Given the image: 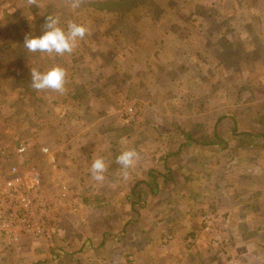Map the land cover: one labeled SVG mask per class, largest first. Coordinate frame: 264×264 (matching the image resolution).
Segmentation results:
<instances>
[{"label":"rangeland","instance_id":"obj_1","mask_svg":"<svg viewBox=\"0 0 264 264\" xmlns=\"http://www.w3.org/2000/svg\"><path fill=\"white\" fill-rule=\"evenodd\" d=\"M48 15H58L61 26L75 21L89 28L71 55L25 49V36H40ZM55 65L67 71L66 92L33 90L31 68ZM128 149L140 159L125 179L115 160ZM98 157L122 177L109 181V195L100 194L96 181L92 191L77 188L75 170L69 174L78 163L80 175L91 177L86 164ZM162 165L175 171L165 174ZM13 167L22 180L15 187H29L38 212L39 200L50 205L46 244L15 222L17 204L3 194ZM152 175L186 190L176 202L190 209L197 202L215 207L216 201L200 200L199 193L210 191L235 192L236 201L262 207L256 213L263 223L236 227L238 238L231 236L232 248L220 250L215 263L264 264V0H85L75 10L65 0H40L39 7L0 0V264H80V257L116 264V254L93 247L86 256L65 250L54 209L62 205L79 221L107 217L104 237L117 240V215L135 219L119 209L148 202L158 185ZM132 184L139 195L127 188ZM244 231L249 241L241 239ZM205 246L203 259L215 264ZM44 249L61 254L42 258ZM122 258L129 264L127 254Z\"/></svg>","mask_w":264,"mask_h":264},{"label":"crops","instance_id":"obj_2","mask_svg":"<svg viewBox=\"0 0 264 264\" xmlns=\"http://www.w3.org/2000/svg\"><path fill=\"white\" fill-rule=\"evenodd\" d=\"M228 129L230 130L231 128L229 127ZM228 136L229 135H227V137ZM231 142H233L235 145L239 144L236 141ZM215 147L217 146H214V148ZM76 161L77 160L73 162ZM106 163L108 164L107 161ZM80 165L81 164L77 163L74 165V167L73 165L71 166L73 170L69 174H72L75 170V173L72 174V182L78 183L77 188H79L80 184L82 187H90H88L86 191H92L93 186L95 185L93 182L94 180L91 177H88L87 174L84 175L85 172L80 175ZM86 166L88 168L87 172L90 173L89 164H86ZM162 168V172L165 174L175 171V169L171 168L169 165H162ZM156 169L161 172V168L159 166ZM105 175L106 179L103 183L97 182L99 183L97 188L99 189L102 196L110 194V180H113L115 176L119 179H122L118 173L115 174L114 172L111 173L110 171H107ZM61 176V179L66 178L64 175ZM225 176L229 178V174H225ZM133 177H138V174L135 171L133 172ZM156 183L158 184L157 188L150 189L148 202L143 203L140 201L139 203L136 200L137 202H135L133 206L126 205L122 209H119L120 212L121 210L127 211L129 214H131L129 215L130 217L134 216L135 218L134 220L126 221V218L123 216V214L117 215L115 221L116 227H118L117 230H121L120 237L118 238L119 240H113L108 237H104V233L108 231L107 217H105V219L100 218L96 220V217L88 215L87 218H81L80 220L82 221H79L74 217V215H72L73 213H71L70 210L62 207V205L55 207L56 209L54 210L59 211L55 226L58 225L56 226L58 234H61L62 230L64 231L63 234L65 235H62L60 242L64 245V247H66L65 250L71 251L72 249H78L77 251L80 252L77 253L80 254H73L74 256H86V251L90 250L89 247H93L97 251H100L98 253H104L108 257H114L116 254V264L125 263L122 258L124 254H127L128 258L131 259L129 264H180L182 259L188 261V263L191 264H207V261L203 259V256L205 253H208L207 247L205 246V244L208 243L210 253L213 252L211 253V256L208 257V260H212L215 263V261L219 260L220 258V250L223 252L224 250L228 251L232 248L234 241L231 242V236L232 238H238L235 233L236 227L245 225L246 228H248V222L250 225H252V222L255 223L257 221L259 222L263 220L262 216H259L256 213V210L260 206L255 207L254 205H248L250 204L248 202L236 201L235 198L240 196L238 193L230 192L223 195L219 194L221 197L214 193L215 191H210L203 196L199 193L200 200H208L211 202V204L216 201V206L210 209L215 211V214L217 212L220 216L218 218L219 222L218 220L216 222L214 231H206L204 228L205 225H203L202 216L209 209L206 210L203 208L204 205L202 206L198 202L192 205L193 209H190L184 205H177L178 203L176 202V196L185 195L186 190H174L171 186V184L173 185V182L169 181L162 185V182L156 179ZM77 188L74 189L80 190ZM127 188H131L132 195H139L136 184H132V186ZM191 190L192 189H189V194L191 193ZM73 194L75 195V193ZM219 199L221 201H218ZM219 204L222 206H218ZM195 205L196 209H194ZM65 209L68 212L65 211ZM119 210L117 213H119ZM259 210L263 211V208L260 207ZM62 213L65 215L66 219H63L62 217L59 218L60 216H63ZM65 213H68L69 219H67ZM236 215L238 216V219L236 221L232 220L231 218ZM221 228L226 230V232H223L225 235H223V233L220 231ZM166 233L172 234V240L169 241V243L165 246L161 243V240ZM241 235V239L244 240L243 242L249 241L247 239L249 236L245 235V231L241 232ZM215 236H219L220 241L217 245H213L215 246L213 247L210 245V242H212V238ZM205 240H207V242ZM229 242L230 245H228ZM42 243L46 244L47 241L45 242L43 240ZM41 253L42 258L47 257L48 259H56V257L61 254L60 251H56L57 255L49 254V252L46 253L45 249L42 250ZM69 253L71 254V252ZM70 256V258H72V255ZM75 258L77 259L79 257ZM95 260L96 261L94 262H88L86 257H80L79 263L102 264L101 260ZM74 264H77V261H74ZM103 264L112 263L108 262Z\"/></svg>","mask_w":264,"mask_h":264},{"label":"clouds","instance_id":"obj_3","mask_svg":"<svg viewBox=\"0 0 264 264\" xmlns=\"http://www.w3.org/2000/svg\"><path fill=\"white\" fill-rule=\"evenodd\" d=\"M26 4L39 7L40 0H25ZM85 0H65V4L72 10L78 9ZM90 34L85 24L68 21L66 26H61L58 15H48L45 18L43 32L40 36H28L24 38V47L30 54H42L46 56L63 57L71 55L78 47L80 41ZM67 71L65 68L55 65L47 71L31 68V88L35 91H51L58 94L66 92ZM47 151V149H42ZM139 153L134 149L122 151L115 162L120 165L124 178L128 177V170L133 168L139 161ZM94 181L103 183L106 179L108 165L103 157L94 159L89 168Z\"/></svg>","mask_w":264,"mask_h":264},{"label":"built area","instance_id":"obj_4","mask_svg":"<svg viewBox=\"0 0 264 264\" xmlns=\"http://www.w3.org/2000/svg\"><path fill=\"white\" fill-rule=\"evenodd\" d=\"M128 110L132 112V108H129ZM45 148L46 147H42V149ZM23 150L24 148L20 147L18 149V152H22ZM11 171L13 176H10L8 180H5L6 182L4 184L3 194L5 195V198L8 199V202L15 201V203L17 204L19 215L15 222L17 225H20L22 227L20 231L24 233H30L41 239V241L44 240L46 242V239L48 238L45 226L46 218L48 216L47 212L50 208V205L47 202L39 200L38 212L35 207V198L29 193V187H15L16 185L21 184L22 180L15 167L11 168ZM61 185L62 187L65 186L63 184ZM217 220L218 219L215 212L207 210L202 216L203 225H205L204 228L206 229V231H214ZM9 225V223L3 224V226H5L6 228H8ZM171 240L172 234L166 233L162 238L161 243L166 246ZM219 241V236H215L214 238H212V243L214 244H218Z\"/></svg>","mask_w":264,"mask_h":264},{"label":"trees","instance_id":"obj_5","mask_svg":"<svg viewBox=\"0 0 264 264\" xmlns=\"http://www.w3.org/2000/svg\"><path fill=\"white\" fill-rule=\"evenodd\" d=\"M232 129V128H231ZM242 134H247L248 136H252L250 133H243L242 132ZM152 178H153V181H155L156 180V178L155 177H153V175H152ZM135 202H137V201H135Z\"/></svg>","mask_w":264,"mask_h":264}]
</instances>
